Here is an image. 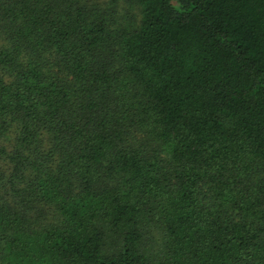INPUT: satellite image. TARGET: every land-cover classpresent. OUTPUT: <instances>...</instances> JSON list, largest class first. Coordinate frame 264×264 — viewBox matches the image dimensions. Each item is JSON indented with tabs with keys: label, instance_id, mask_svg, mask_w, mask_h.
Returning a JSON list of instances; mask_svg holds the SVG:
<instances>
[{
	"label": "trees",
	"instance_id": "obj_1",
	"mask_svg": "<svg viewBox=\"0 0 264 264\" xmlns=\"http://www.w3.org/2000/svg\"><path fill=\"white\" fill-rule=\"evenodd\" d=\"M0 264H264V0H0Z\"/></svg>",
	"mask_w": 264,
	"mask_h": 264
}]
</instances>
